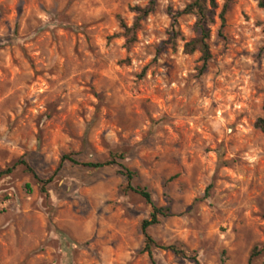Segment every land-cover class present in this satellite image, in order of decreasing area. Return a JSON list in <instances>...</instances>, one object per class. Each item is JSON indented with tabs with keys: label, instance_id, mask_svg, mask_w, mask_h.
<instances>
[{
	"label": "rangeland",
	"instance_id": "374dc122",
	"mask_svg": "<svg viewBox=\"0 0 264 264\" xmlns=\"http://www.w3.org/2000/svg\"><path fill=\"white\" fill-rule=\"evenodd\" d=\"M193 1L158 0L127 48L149 0H0V264H151L119 166L169 212L155 264H264V9L215 0L204 65L194 16L173 40Z\"/></svg>",
	"mask_w": 264,
	"mask_h": 264
},
{
	"label": "trees",
	"instance_id": "16d2710c",
	"mask_svg": "<svg viewBox=\"0 0 264 264\" xmlns=\"http://www.w3.org/2000/svg\"><path fill=\"white\" fill-rule=\"evenodd\" d=\"M257 2L258 7L260 9H264V0H254ZM158 0H149V4L144 9L136 8L133 11L137 14L136 21L134 22L131 28L126 27L123 23H121V29L123 31V38L125 39L126 47L129 48L136 43V32L140 28V23L146 19L148 16L153 14L156 10ZM217 9L215 0H194L191 4H189L182 12H178L172 15V30H173V40L175 37L179 35L178 22L182 17L186 16H194L196 18V22L194 24V33L196 38L185 44L184 46V54L193 55L197 50L203 55L204 65H206L210 59L209 54V45L208 41L210 39V31L209 28L214 25V17L215 10ZM227 12V8L224 7L222 13L220 14V20L222 25H225V15ZM255 129L264 134V107H263V116L259 118L255 125ZM63 161H67L73 165H78L73 158L70 156H65ZM24 165V164H23ZM117 165L115 161L108 162L105 164H83L82 167L87 169L98 170L108 166ZM122 170V175L126 178L128 185L125 188L126 191H130L139 195L146 203L152 208V212L150 214V219L143 221L141 224V233L144 237V249L143 253L148 255L151 264H155L153 258V248L155 247L154 241L148 236L147 232L150 228L158 225L160 218H168L169 212L164 209H158L153 205L151 195L144 190L132 188L130 183L135 177V174L125 169L122 166H119ZM12 173V170L9 169L4 173L0 174V177L3 175H9ZM169 251L173 252L177 256L184 257L185 252L183 250H179L175 247L168 248ZM256 257V253H253L252 259ZM195 264H198L196 258L193 259Z\"/></svg>",
	"mask_w": 264,
	"mask_h": 264
}]
</instances>
